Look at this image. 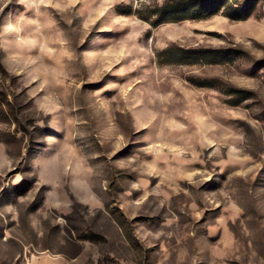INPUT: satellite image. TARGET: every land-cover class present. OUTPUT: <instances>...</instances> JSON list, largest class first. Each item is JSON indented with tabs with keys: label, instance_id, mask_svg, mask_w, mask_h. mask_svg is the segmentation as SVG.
I'll return each mask as SVG.
<instances>
[{
	"label": "rangeland",
	"instance_id": "1",
	"mask_svg": "<svg viewBox=\"0 0 264 264\" xmlns=\"http://www.w3.org/2000/svg\"><path fill=\"white\" fill-rule=\"evenodd\" d=\"M184 1L0 0V264H264V0Z\"/></svg>",
	"mask_w": 264,
	"mask_h": 264
},
{
	"label": "trees",
	"instance_id": "2",
	"mask_svg": "<svg viewBox=\"0 0 264 264\" xmlns=\"http://www.w3.org/2000/svg\"><path fill=\"white\" fill-rule=\"evenodd\" d=\"M212 2L211 0H185L182 3V6H173V8L170 10L172 13H178V12H184L186 13L188 11V18L191 19H198L201 17H208L212 14H215L219 11L212 10L211 9Z\"/></svg>",
	"mask_w": 264,
	"mask_h": 264
},
{
	"label": "crops",
	"instance_id": "3",
	"mask_svg": "<svg viewBox=\"0 0 264 264\" xmlns=\"http://www.w3.org/2000/svg\"><path fill=\"white\" fill-rule=\"evenodd\" d=\"M83 258L84 257L82 255L76 257L75 260L68 259L62 255H58V257L49 255H36L34 257H30L28 264H80Z\"/></svg>",
	"mask_w": 264,
	"mask_h": 264
}]
</instances>
